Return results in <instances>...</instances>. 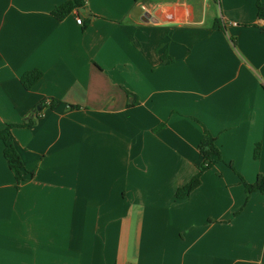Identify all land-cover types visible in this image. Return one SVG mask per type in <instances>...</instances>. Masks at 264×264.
Listing matches in <instances>:
<instances>
[{
  "label": "crops",
  "instance_id": "obj_1",
  "mask_svg": "<svg viewBox=\"0 0 264 264\" xmlns=\"http://www.w3.org/2000/svg\"><path fill=\"white\" fill-rule=\"evenodd\" d=\"M69 1L0 0V129L32 122L19 189L0 140V264H264V0ZM204 129L222 161L177 199Z\"/></svg>",
  "mask_w": 264,
  "mask_h": 264
},
{
  "label": "trees",
  "instance_id": "obj_2",
  "mask_svg": "<svg viewBox=\"0 0 264 264\" xmlns=\"http://www.w3.org/2000/svg\"><path fill=\"white\" fill-rule=\"evenodd\" d=\"M86 9V0H70L69 2L63 4L53 11V16L59 20L63 21L68 16H70L75 11H80ZM258 18L264 21V4L259 2L257 4ZM221 21L219 19L215 20L212 30H221ZM264 31V26L261 27ZM162 62L168 64L173 62L172 59L163 58ZM43 78V73L41 71L35 70L24 74L22 77V84L26 90H31L34 86ZM128 99L130 103L128 107H131L136 101L132 100V94L127 92ZM59 105V101H53L51 108L55 109ZM73 109H78L79 107H72ZM37 113V112H34ZM32 126V122H26L22 124H7L3 129H0V140L4 145V157L8 163L10 170L13 172L16 179V187L19 189L21 184L26 181L28 172L25 169L24 162L21 158L17 143L12 137V130L15 128H29ZM200 156L202 158L201 164L198 166V172L195 177L183 188L176 192L177 199L188 198L196 189H198L202 184L203 175L214 167L216 162L222 161V154L220 147L217 144V139L207 130L204 129V136L198 147ZM255 159L260 158V145H257L254 154ZM229 166L235 171L234 167L229 164ZM242 184L244 185L248 199L254 193H261L264 195V176L259 175L257 181L254 184L246 183L242 178Z\"/></svg>",
  "mask_w": 264,
  "mask_h": 264
},
{
  "label": "built area",
  "instance_id": "obj_3",
  "mask_svg": "<svg viewBox=\"0 0 264 264\" xmlns=\"http://www.w3.org/2000/svg\"><path fill=\"white\" fill-rule=\"evenodd\" d=\"M142 9H143L144 12H145V17L148 18L149 15H150V12H149L148 8H147L146 6L143 5V6H142ZM77 23H78L79 25H83V20H82L81 17L78 18ZM188 25H192V23H188Z\"/></svg>",
  "mask_w": 264,
  "mask_h": 264
},
{
  "label": "water",
  "instance_id": "obj_4",
  "mask_svg": "<svg viewBox=\"0 0 264 264\" xmlns=\"http://www.w3.org/2000/svg\"><path fill=\"white\" fill-rule=\"evenodd\" d=\"M82 13H84L85 12V10L84 9H82V10H80ZM41 109V107H38V110H40ZM38 110H36V111H34V112H37Z\"/></svg>",
  "mask_w": 264,
  "mask_h": 264
}]
</instances>
